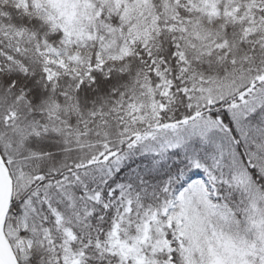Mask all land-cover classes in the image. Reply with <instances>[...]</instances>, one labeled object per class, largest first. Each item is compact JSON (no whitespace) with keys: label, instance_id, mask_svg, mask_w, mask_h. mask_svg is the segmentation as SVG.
<instances>
[{"label":"snow or ice","instance_id":"obj_1","mask_svg":"<svg viewBox=\"0 0 264 264\" xmlns=\"http://www.w3.org/2000/svg\"><path fill=\"white\" fill-rule=\"evenodd\" d=\"M0 264H264V0H0Z\"/></svg>","mask_w":264,"mask_h":264}]
</instances>
